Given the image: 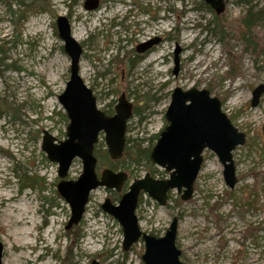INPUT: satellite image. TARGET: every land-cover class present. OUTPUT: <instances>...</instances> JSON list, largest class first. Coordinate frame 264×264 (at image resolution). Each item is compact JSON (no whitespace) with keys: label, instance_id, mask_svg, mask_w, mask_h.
Segmentation results:
<instances>
[{"label":"rangeland","instance_id":"1","mask_svg":"<svg viewBox=\"0 0 264 264\" xmlns=\"http://www.w3.org/2000/svg\"><path fill=\"white\" fill-rule=\"evenodd\" d=\"M86 1L0 0V185L14 196L0 204L2 264H142V244L124 253L120 226L101 210L107 197L119 201L113 191H93L81 223L65 229L71 214L57 192L58 164L41 149L44 131L64 141L69 124L58 102L70 68L58 16L81 29V38H73L83 51L80 76L97 108L113 115L122 94L133 105L126 140L149 145L167 125L164 114L175 88L208 91L245 135V144L232 153L234 189L225 185L222 165L207 150L189 201L182 202L176 191L164 207L146 195L139 198L140 230L163 236L177 218L183 264H264V93L257 107L250 104L253 90L264 84V15L243 34L249 0H225L221 15L202 0H97L98 8L91 11L84 8ZM251 5L257 12L264 0ZM157 36L163 42L152 52L136 53L137 45ZM106 153L101 134L94 154L100 160ZM105 167L100 165L98 174ZM151 170L158 179L168 177L145 163L116 166L113 171L129 177L119 194ZM81 171L75 159L67 179L76 180ZM23 203L31 206L27 217H34L35 228L21 241L9 217Z\"/></svg>","mask_w":264,"mask_h":264},{"label":"water","instance_id":"2","mask_svg":"<svg viewBox=\"0 0 264 264\" xmlns=\"http://www.w3.org/2000/svg\"><path fill=\"white\" fill-rule=\"evenodd\" d=\"M215 15L225 11V0H202ZM97 0H87L86 10L98 8ZM56 28L63 42L65 53L70 59L69 79L65 89L58 97L69 124L66 139L57 141L44 131L41 149L50 162L58 164L57 184L59 196L68 205L71 216L66 230L77 226L85 213L89 195L97 188H105L119 193L127 181L124 172L110 169L96 171L97 159L94 147L99 135L104 134V143L112 161L119 160L125 149L126 125L132 116V104L122 94L117 101L112 116H106L97 108L96 98L80 77L79 63L82 48L71 36L70 24L66 17L56 18ZM159 44V39L139 44L137 53H144ZM178 51L175 53V68L178 72ZM264 93V84L252 92L251 107H257ZM166 127L160 132L148 161L168 174L167 179L153 178L146 173L142 179L134 180L126 193L114 204L106 198L101 210L119 224L122 234V250L128 252L137 242L144 244L141 256L142 264H183L181 251L176 246L178 220L173 218L163 236L157 237L142 232L138 226L136 208L141 193L147 195L158 206L164 207L168 193L176 191L182 202L192 198L194 183L203 163V153L213 152L223 168V179L229 189L237 184L233 151L245 144V135L240 133L222 112L221 102L211 97L206 90L191 88L183 91L175 88L165 111ZM264 136V126H263ZM75 159L82 163V172L76 180H68L69 170ZM2 246L0 244V264H2ZM91 264H99L92 261Z\"/></svg>","mask_w":264,"mask_h":264},{"label":"trees","instance_id":"3","mask_svg":"<svg viewBox=\"0 0 264 264\" xmlns=\"http://www.w3.org/2000/svg\"><path fill=\"white\" fill-rule=\"evenodd\" d=\"M13 1H18V0H13ZM244 1H247V0H244ZM249 1L250 2H246V3L247 5H250V7L247 9L245 16H243V18L241 19V26H242L241 30H243L242 32L243 34L249 33L252 27L255 26V23L257 22V20H259L264 15V9H259L257 12L253 11L256 6L251 5L252 0H249ZM18 4L22 5L23 2H18ZM10 11L13 13L12 9ZM231 71H233V69H231ZM138 112H139V109L136 108L134 110V114H137ZM157 138H158V135L152 136L150 138V142L147 147H142L140 144L136 143L135 141L127 139L124 154L119 161H116V162L110 161L106 153L104 157H100V160H98V165L100 166L102 164H107L111 170H115L116 166L124 165L125 163L127 164V162L129 166L131 164L139 165L141 163H145L146 166L151 167V165L149 164L148 158H149L151 149L154 145V142L157 140ZM130 143L132 144V146H129ZM150 173L154 176L155 171L151 170ZM31 182L34 183L35 181L32 180ZM65 260L66 262L69 260L68 255H66Z\"/></svg>","mask_w":264,"mask_h":264},{"label":"bare ground","instance_id":"4","mask_svg":"<svg viewBox=\"0 0 264 264\" xmlns=\"http://www.w3.org/2000/svg\"><path fill=\"white\" fill-rule=\"evenodd\" d=\"M70 31H71V36L74 39L81 38V29L76 24H71ZM184 46L186 48L188 44H185ZM83 74H84V70H82L81 68V75L83 76ZM126 130H127V125H126ZM101 134L103 135V139H104V134L103 133ZM98 141H99V138H98ZM116 196L121 198L122 195H120L119 193H116ZM13 200H14V196L12 195V191L4 190L1 188V185H0V204H4V203H7ZM30 208L31 206L25 203L21 204L20 206H17L16 208L13 207L12 208L13 214L9 217L10 224L13 227L12 233L13 235H16L17 239L21 241H23L25 238H27L30 235V232H29L30 228L31 229L35 228L34 217L33 216L27 217V214L30 213L29 211ZM137 244H142L143 250H144L143 242L139 241L135 245ZM28 262H32V261L28 259Z\"/></svg>","mask_w":264,"mask_h":264},{"label":"flooded vegetation","instance_id":"5","mask_svg":"<svg viewBox=\"0 0 264 264\" xmlns=\"http://www.w3.org/2000/svg\"><path fill=\"white\" fill-rule=\"evenodd\" d=\"M156 39H159V44L160 43H162L163 42V39L161 38V37H159V36H157V37H155ZM155 47L156 46H153V47H151L150 49H148L147 51H145L144 53H137L138 55H142V54H148V53H150V52H152L154 49H155ZM135 50H136V47H135Z\"/></svg>","mask_w":264,"mask_h":264}]
</instances>
